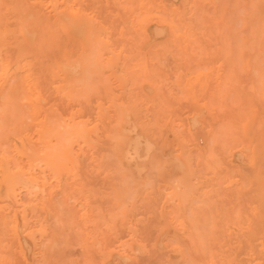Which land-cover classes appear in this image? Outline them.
<instances>
[{
	"label": "rangeland",
	"instance_id": "rangeland-1",
	"mask_svg": "<svg viewBox=\"0 0 264 264\" xmlns=\"http://www.w3.org/2000/svg\"><path fill=\"white\" fill-rule=\"evenodd\" d=\"M47 1L48 0H0V157L2 158H0V203L2 204V207L0 204V240H4L3 242L0 241V264H54L55 258L57 260L56 264H61L63 261H67L64 262L65 264H205V262L206 264H242L243 262H246L245 264H264V255L262 254V252L264 253V226L260 225L263 226V228H259V225H257L260 230L255 232L254 230H257V228L254 226L253 228L251 227L254 220L256 221L257 218L258 221L261 219V221L264 220V216H262L264 215L262 214L264 213V208L260 205L263 203L262 201H264V190H260L264 189V187H260L262 186L261 184H263L261 182H264V46L262 47L264 40L262 41V39H259L258 36L254 37L257 34L258 29L260 32L264 29V0H149L151 9L144 20H141L143 18L140 13L141 11L139 9L137 10L138 5L136 3L134 5L132 2L133 0H77V3L80 2L79 4L82 3L84 5H80V8L87 16V21H85L87 23L89 22L90 26L84 30V34L82 35L83 37L80 38L79 36H73L70 34L72 36L68 37H71L70 39H68L64 34L66 32L65 28H68L69 23H74V21L77 22L78 20L58 21L57 17L61 15L64 16L66 14L64 9L70 5L71 0H49L48 2L50 4ZM136 1L138 3L139 0ZM91 2L93 4H91ZM129 2L132 4L130 5ZM155 2H157V5L154 4ZM95 3L96 5L94 7L93 5ZM90 6L93 7L91 8ZM83 7H85V9ZM87 7L91 8V11ZM86 8L89 11H87ZM126 11L127 13H124ZM37 12L39 15L42 14L43 17L39 16ZM135 12H137L138 15ZM176 13H178L183 20L178 23V32L176 33L178 37H173L171 29H169L166 22L169 21L171 18L170 16H173ZM98 14H100V16ZM97 15L99 19L97 18ZM124 15L128 17H125ZM196 17L197 20L199 18L198 21L196 20ZM200 18L203 22L200 21ZM147 20L150 22H146ZM44 21L48 22L46 23ZM28 22L32 26H29ZM145 22L150 26H148ZM198 22L201 23L199 24ZM25 24L27 26H25ZM42 24L44 27L47 25L46 30ZM142 24H146L147 27ZM215 24L217 25L214 26ZM41 26L45 30V35L47 36H45V38L47 39L41 38L42 36L44 37V35H41L44 33V30L42 28L40 29ZM154 27H156L157 30L159 28V32H156ZM17 28L18 31L21 30V32L18 33ZM186 28H189L190 30L187 34L184 33ZM197 28H200V30ZM222 28H224V30H222ZM88 29L90 30L88 31ZM161 29L164 30V32L161 31ZM39 30L42 32L38 33ZM48 30H50V32H48ZM90 31L94 32H92V36ZM100 31L102 32L99 34ZM253 31H255L256 34L255 32L253 33ZM151 33H154V36ZM158 33H162L163 36L159 37ZM190 33L192 34L190 35ZM227 34L230 35L229 40L232 42L234 40V38L231 37L232 35L234 36V34H236L237 36L235 35L236 37H234L239 38H237V40L235 39V42L231 45V42L229 44V41L224 42L223 40L226 36H228ZM48 36L51 38H48ZM263 36L264 35L262 34V37H259L263 38ZM35 37L38 38L35 39ZM250 37L253 39V42ZM240 38H242V40ZM152 39L154 40L152 41ZM226 39L228 38L226 37ZM145 40H148V42ZM246 40L251 42L247 43ZM87 41H89L91 45ZM139 41L140 43H138ZM205 41H207V43H205ZM255 41L259 45L255 44ZM260 41L262 45H260ZM143 42L145 44L144 46L142 44ZM219 42L222 43L220 44ZM226 42L232 47H229L230 49L228 48L229 51L227 50V52L224 50L227 47L221 46L226 45L224 44ZM237 42L239 43V46L235 44ZM240 43H242L241 46ZM246 43L249 46V49L245 45ZM64 45L68 48V50L65 49ZM87 45L88 47H86V49L84 46ZM146 45L148 46L146 47ZM206 45H208V48ZM140 46L145 48H141ZM213 46L214 48H211ZM194 47L198 50V52ZM202 47L204 49L203 51H205L204 54H202ZM41 48L42 51L44 50V54L41 53ZM137 48H139V50ZM256 48H259L258 51ZM174 49L177 50V52ZM194 49L196 51H194ZM237 49L238 52L240 51V53H243L244 59H248L250 57L248 59V66H246L242 61L243 59H240L238 56L239 54L237 55ZM93 50L94 52H92ZM187 50L190 52H187ZM234 50L236 51L233 52ZM51 51L53 52L51 53ZM182 51L184 52L182 53ZM243 51H245V53ZM200 52L204 55V57H206L200 58V56H202ZM257 52H261L263 54L261 55L259 53L262 56L261 58H257V55H259ZM66 53L68 54L67 57ZM69 53H71V55ZM82 53H85L86 55ZM185 53L187 56L184 55ZM192 53L194 54L192 55ZM222 53H224V56ZM233 53L236 56H234ZM188 54L190 55V59H192V61L188 59ZM219 54L223 57H220L221 55L219 56ZM228 54H230V57ZM54 55L60 58H56ZM87 55H90L92 58L93 63L90 66L85 63L84 58ZM178 55H182L181 57H184L182 58L184 62L182 60L180 61L181 57L179 58ZM235 57L237 60H235ZM253 57L255 58L253 59ZM196 58L197 61H194ZM174 59L177 61L174 62ZM170 60H172V62ZM225 60L236 64H228L226 61L228 65L226 66ZM69 61L76 62L69 63ZM261 61L263 62L261 63ZM155 62L156 64H154ZM211 62H215L214 66L213 64L210 65ZM125 63L129 65L126 66ZM172 63H177V66L173 64L175 65V67H173ZM66 64L69 65L66 66ZM179 64H181V66L183 65L182 69L188 68L186 69V72L185 69L183 70L184 72L180 70L181 66ZM205 64H208V67ZM9 65L12 66L10 67ZM236 65L239 67L237 68ZM253 65L258 66L257 68L259 69H255V66ZM224 66L229 68H224ZM230 66L232 67V70L230 69ZM211 67H214L212 70L213 72H211ZM160 68L163 71H161ZM171 68H176L178 70H172ZM240 68H244V70ZM229 69L230 72H228ZM156 70H158V72ZM193 71H195V73ZM225 71L230 73L229 78L227 77L228 75H226L227 73L225 74ZM156 72L159 74L156 75ZM184 73L186 75H184ZM190 74H192V76ZM171 75H173V77ZM151 76L153 79H151ZM233 76L236 78L233 79ZM230 77H233L232 79L237 81H229L232 80ZM188 78H190V80ZM17 80L21 82L20 85ZM188 80L192 85L189 90L186 89ZM198 82L200 84H198ZM225 82L228 84H225ZM16 84L19 86V89L22 86L20 91ZM140 86H142V88ZM233 86H235V88H233ZM24 89L26 92H23ZM190 89L192 92H189ZM14 90L15 93L13 92ZM148 90H152V92H148ZM9 91L11 92L10 94ZM200 91H202L203 95ZM20 92H22V94ZM197 92L199 93L197 94L198 96H196ZM34 97L35 99H32ZM12 99L15 104L12 102ZM189 101H193L191 105ZM196 101H199V104H197ZM28 102H30V105L27 104ZM125 102H127L128 105L127 103L125 104ZM10 105L11 108L9 107ZM15 106H18V108ZM119 107L121 108L119 109ZM213 107L215 109H213ZM195 108L197 110H195ZM6 109H8V111ZM18 110L22 112V114L18 112ZM188 110L192 112L188 113ZM13 111L16 112L14 113ZM199 111L202 113H199ZM24 112L26 114L28 113L26 115L27 117L23 115L25 114ZM184 112L187 113L184 114ZM121 116H123V119L126 120L125 123H123V119L120 123L119 119ZM24 117L25 119L23 121ZM193 120L194 122H192ZM122 123L125 127H123L124 125ZM117 130H120V132L121 130L123 131L122 133H119ZM117 132L121 134V136H124L125 139H123L125 141H119L120 139L117 140V137L119 136ZM200 136L205 141L202 140ZM130 139L132 143H140L138 146L140 148L138 149L140 159L137 158L136 160L128 161L124 160L122 157V153L127 148L125 143H127ZM197 139L199 141H197ZM238 143L241 144L239 147ZM152 145L156 148H152ZM233 145H236L237 147ZM142 146L145 150H142ZM229 147L230 149L228 150ZM247 147L255 150L254 162H250L249 160L248 155L250 154L251 149H245ZM196 148H198V150ZM260 148H262V153L260 152ZM117 149H120V151ZM147 149H149V153H147ZM153 150L157 151L154 152ZM210 151L212 153H210ZM7 152L10 154L8 155ZM13 155L16 156L13 157ZM142 155L144 156L142 157ZM10 156L14 159L10 158ZM218 157L219 159H217ZM205 158L207 159L205 160ZM210 158L212 160L215 159L214 162ZM38 160H41L40 163ZM18 161L20 164H18ZM202 162L205 167L200 166ZM175 163L179 168L175 167L174 169V166H176ZM218 163H221L222 165H219ZM30 164L33 165L31 166ZM217 164L218 166H216ZM228 164L230 167L227 166ZM212 165L215 166L212 167ZM253 165L256 169L255 173L258 174H253ZM4 169L7 170L5 171ZM203 169L205 170V173L202 175ZM227 169L228 175L226 173ZM234 169L235 171L237 170L236 173L238 175L234 173ZM179 170H181L180 173ZM212 170H214V175H209L207 171L210 173ZM62 171L63 173H61ZM217 171L218 174L221 172L220 175H224L219 178L216 174ZM119 172L120 175L118 174ZM14 174L17 178L19 177L18 180L21 179L23 183L19 180L20 182L12 184V186L11 184H8L6 176H14ZM166 174L169 176L164 177ZM252 175L253 178H251ZM24 176L26 178H23ZM239 176H242L241 178L243 181ZM216 177L219 178V181ZM174 178L177 181L179 179H183L184 186L180 194L184 197V200L188 198L185 196V190L187 187L189 189L193 188V199H186L187 203H185V206L181 209L176 205V201H173L172 203V200L170 199L171 197L168 194V187L171 185L170 181L174 180ZM194 178H197V180ZM198 178H200V180ZM221 178H223L221 181L223 185L220 183ZM259 178L261 181H258ZM254 180H256V184ZM252 182H254V184H251ZM144 183H146L145 188ZM173 183L174 182H172V184ZM189 183H193L194 186L192 184L188 185ZM213 184L218 185L214 186ZM244 185L246 186L243 187ZM253 185L256 186L254 187ZM115 186L120 189L117 191V187ZM129 187L131 191L129 190ZM126 188L128 190V194L126 195H129L128 197L133 199L131 202H129L130 198H124V196H126L125 192H127ZM251 188L258 191L254 192L252 189L254 193H251ZM30 191L32 192L30 193ZM260 191H262V193ZM134 193L136 194V197L134 196ZM260 193L263 194V196ZM236 194L237 198H242L241 200H238L240 201L239 206H241L239 208V210L241 209L239 213H242V216L236 212L239 204H237L236 200H234ZM242 194L244 198L242 197ZM251 194L254 198H262V201L258 198L260 199V203L256 198V203L258 202V206L261 208L256 207L257 205H255V199L251 197ZM215 195L221 200L214 197ZM167 197H170V200ZM249 197L250 202L248 201ZM122 198L125 201L122 200ZM211 199L214 202H210ZM158 200L161 202L159 203ZM197 200L200 201L198 202ZM203 201L206 202H204L205 204L203 203V205H205V209L202 208L203 210H201L200 206H203ZM216 201L219 205H216ZM207 203L208 205L212 204V207H208ZM232 203L235 206H233ZM25 204L27 206H24ZM226 204L229 205V209ZM225 206L227 210L224 209ZM158 207L159 210L157 209ZM213 207H215V209H211ZM206 208H210L209 210L212 213L215 211L213 213L214 221H212L211 212L207 211ZM178 210L184 212L188 221L191 220L190 216L193 215V213L194 215L192 218L199 220V222H201L200 219L202 215L204 216V221L206 218L211 219V221L209 220L211 223L216 222V218L219 219L218 222L221 226L218 228L219 231H216L217 235L214 228L216 237L212 236L214 233H212L213 228H211V226L215 227L217 222L214 223V225L211 224V226L209 224L210 222L208 223L205 221L209 224L208 226L207 224L204 225V221L201 222V224L203 223L202 225H204V230L203 227L198 224L197 226L201 227V230L205 231V234L202 231L201 233L205 235L206 239H203V235L196 237L201 234L197 233L199 231L196 232L198 229L192 228L191 232V228H189L190 231L187 230L189 224L183 223L182 226L179 224L181 222V217L179 216L180 214L177 213ZM198 210H200V212ZM229 210H232V212H229ZM12 211H14V215ZM258 211L259 214H256ZM190 213L191 215H189ZM206 213L208 216L210 214V218L206 216ZM249 214L251 216H248ZM233 215L234 217L235 215H238V217L240 215L242 220L239 221L238 217L234 218ZM13 217L15 220H13ZM164 218H166V220H164ZM230 221L231 223L229 224ZM242 221H244L246 225L243 224L244 222L242 223ZM261 221L260 223L263 224L264 222L262 223ZM34 222L36 224H32ZM256 223L258 224L257 221ZM52 226L55 229H53ZM205 226L208 228L210 227V229L207 227L205 228ZM163 229L166 232L163 231ZM257 232H260L259 234H262L263 236H259ZM55 233H57V235ZM159 233L163 235L160 236ZM242 233L244 235H242ZM185 234L187 236H191V238L193 235H196L195 240H197L198 243L194 240V237L192 239L197 246L194 244L193 247V240L191 241ZM57 236H59V238ZM199 237L202 238L201 241L199 240ZM252 238L253 240L257 239L258 241H253ZM38 239L40 240L38 241ZM182 240L185 243H183ZM205 240H207V242ZM247 240H250L251 242H248ZM157 241L159 244L155 243ZM180 241H182V244ZM210 241L216 248L214 246V248H208L207 245L212 246L210 245ZM130 242L132 245H130ZM258 244H260V246L256 249H258L257 256L259 255V257L256 259V255L254 254L256 251L253 250V246ZM155 245L157 247H155ZM198 245L200 250L197 251ZM244 245V248L246 249L242 250ZM221 246L224 250H222L223 248H220ZM247 246H250V249L254 252H251ZM238 247L241 248L239 249ZM208 249L212 250L209 251ZM218 249L228 253H222L221 250L219 252ZM17 251L18 253H16ZM62 251L64 252V256L63 258H59L62 257ZM193 251L197 252L194 253ZM208 251L209 253H207ZM37 252L40 254H37ZM239 252L240 255L243 254V252L244 254L239 256ZM246 252H248V254ZM58 254H60V256ZM206 254L208 255V260L205 259ZM245 254L247 257H244ZM197 255L198 258L196 257ZM202 255L205 256V258H203ZM210 255L211 257H209ZM11 256H13V258ZM214 256H217V262L213 259ZM199 257L201 262L198 261ZM260 257L263 260L260 259ZM194 258L196 259L194 260ZM107 260L108 263H106Z\"/></svg>",
	"mask_w": 264,
	"mask_h": 264
},
{
	"label": "bare ground",
	"instance_id": "bare-ground-1",
	"mask_svg": "<svg viewBox=\"0 0 264 264\" xmlns=\"http://www.w3.org/2000/svg\"><path fill=\"white\" fill-rule=\"evenodd\" d=\"M34 1H35V0H34ZM36 1H38V0H36ZM48 1H49V0H48ZM48 1H47V2H48ZM78 1H79V0H78ZM80 1H81V0H80ZM92 1H93V0H92ZM135 1H136V0H133L132 2H133L134 5H135V3L138 5V7H137V5H136L137 10L139 9V10L141 11V12H140L141 15L143 16V18H142L141 20L146 19V15L148 14L149 10L151 9V7H150V1H149V0H139L138 3H137V1H136V2H135ZM156 1H157V0H156ZM175 1H176V0H175ZM70 2H71L70 5H69L67 8L64 9V12H65L66 14H65L64 16H62V15L60 14L61 16H58V17H57V20H58V21H59V20H61V21H62V20H78L77 22L74 21V23H69L68 28H65V29H66V32H65L64 34L67 36V38H68L69 36H71V35H73V36H79V37L81 38V37H83L82 35L84 34V30H85L87 27L90 26V23L88 22V23H89V25H88V23L86 22V21H87V16L84 14L83 10L80 8V5H83V4H82V3L79 4L80 2L77 3V0H71ZM114 2H115V1H114ZM151 2H152V1H151ZM202 2H203V1H202ZM48 3H49V2H48ZM84 3H85V1H84ZM97 3H98V2H97ZM156 3H157V2H155L154 4L157 5ZM163 3H164V2H163ZM219 3H220V1H219ZM49 4H50V3H49ZM91 4H93V3L91 2ZM129 4L131 5L132 3L129 2ZM179 4H180V3H179ZM206 4H207V3H206ZM95 5H96V3H95L93 6L95 7ZM218 5H219V4H218ZM83 6H84V5H83ZM87 6H88V5H87ZM93 6H90V7L92 8ZM116 6H117V5H116ZM118 6H119V5H118ZM213 6H214V5H213ZM215 6H216V5H215ZM132 7H133V5H132ZM136 7H134V8H136ZM166 7H167V6H166ZM201 7H203V6H201ZM83 8L85 9V7H83ZM87 8H89V7H87ZM87 8H86V10H87ZM91 8H89L90 11H91ZM96 8H97V7H96ZM129 8H130V7H129ZM93 9H95V8H93ZM131 9H132V8H131ZM168 9H169V8H168ZM180 9H181V8H180ZM196 9H197V8H196ZM120 10H122V9H120ZM132 10H133V9H132ZM137 10H136V11H137ZM183 10H184V8H183ZM187 10H189V9H187ZM87 11H89V10H87ZM33 12H34V11H33ZM137 12H138V11H137ZM137 12H135V13L138 15ZM198 12H199V10H198ZM88 13H89V12H88ZM88 13H87V14H88ZM90 13H91V12H90ZM95 13H97V12H95ZM98 13H99V12H98ZM124 13H127V11L124 12ZM155 13H156V12H155ZM37 14L39 15L38 12H37ZM93 14H94V13H93ZM132 14H134V13H132ZM168 14H169V13H168ZM185 14H187V13H185ZM194 14H195V13H194ZM194 14H193V15H194ZM35 15H36V14H35ZM98 15L100 16V14H98ZM98 15H97V18H98ZM127 15H128V14H127ZM129 15L132 16L131 14H129ZM156 15H158V14H156ZM160 15H161V13H160ZM193 15H192V16H193ZM23 16H24V15H23ZM23 16H22V17H23ZM26 16H27V15H26ZM36 16H37V15H36ZM39 16H42V14L39 15ZM124 16H125V17H128V16H126V15H124ZM130 16H129V17H130ZM24 17H25V16H24ZM34 17H35V16H34ZM37 17H38V16H37ZM42 17H43V16H42ZM67 17H69V18H67ZM133 17H134V15H133ZM135 17H136V16H135ZM140 17H141V16H140ZM167 17H168V16H167ZM170 17H171V18H170L169 21H167L166 23H167L169 29H171L172 36H173V37H178V35L176 34V33L178 32V23H179L181 20H183V19L181 18V16H180L178 13H176V14H174L173 16H170ZM197 17H198V16H197ZM197 17H196V20H197ZM38 18H39V17H38ZM54 18H55V16H54ZM101 18H102V17H101ZM163 18H164V17H163ZM168 18H169V17H168ZM42 19H44V18H42ZM98 19H99V18H98ZM128 19H129V18H128ZM132 19H133V18H132ZM137 19H139V18H137ZM154 19H155V18H154ZM160 19H161V18H160ZM188 19H189V18H188ZM188 19H187V20H188ZM190 19H191V18H190ZM20 20H23V19H20ZM20 20H19V21H20ZM36 20H37V19H36ZM83 20H84V21L86 20V21L84 22ZM103 20H106V19H103ZM130 20H131V19H130ZM139 20H140V19H139ZM161 20H163V19H161ZM166 20H167V19H166ZM198 20H199V18H198ZM198 20H197V21H198ZM41 21H43V20H41ZM185 21H186V20H185ZM197 21H195V22H197ZM200 21L203 22V21L201 20V18H200ZM30 22H31V21H30ZM44 22H46V21H44ZM47 22H48V21H47ZM47 22H46V23H47ZM67 22H68V21H67ZM96 22H97V21H96ZM146 22H150V21L147 20ZM146 22H145V23H146ZM201 22H200V23H201ZM206 22H207V21H206ZM208 22H211V21H208ZM62 23H64V22H62ZM99 23H100V22H99ZM198 23H199V22H198ZM200 23H199V24H200ZM204 23H205V22H204ZM26 24H27V23H26ZM26 24H25V26H27L28 24H29V26H32L29 22H28L27 25H26ZM65 24H66V23H65ZM65 24H64V25H65ZM105 24H106V23H105ZM146 24H147V23H146ZM146 24H145V25L142 24V25H144V26L147 27L148 24H147V25H146ZM86 25H87V26H86ZM108 25H109V24H108ZM216 25H217V24H215L214 26H216ZM25 26H24V27H25ZM42 26H43V24H42ZM42 26L40 27V29H41V28L43 29L44 26H43V27H42ZM61 26H62V25H61ZM109 26H110V25H109ZM148 26H150V25H148ZM188 26H189V25H188ZM194 26H195V25H194ZM197 26H199V25H197ZM38 27H39V26H38ZM46 27H47V25H46ZM46 27H44L45 30H46ZM51 27H52V25H51ZM51 27H50V28H51ZM65 27H66V25H65ZM104 27H106V26H104ZM146 27H145V28H146ZM221 27H222V26H221ZM25 28H26V27H25ZM31 28H32V27H31ZM52 28H53V27H52ZM54 28H55V27H54ZM154 28L156 29V30H155L156 32L159 30V28H158V30H157L156 27H154ZM182 28H183V27H182ZM20 29H21V28H20ZM27 29H28V28H27ZM34 29H35V28H34ZM36 29H37V27H36ZM109 29H110V28H109ZM142 29H143V28H142ZM197 29H198V28H197ZM201 29H202V28H201ZM213 29H214V28H213ZM260 29H261V28H260ZM43 30H44V29H43ZM45 30H44V33L41 34V35H44V37L42 36L41 38H45V36H46V35H45V34H46V33H45ZM89 30H90V29H88V31H89ZM92 30H93V29H92ZM179 30H180V29H179ZM195 30H196V27H195ZM198 30H200V28H199ZM222 30H224V28H222ZM253 30H254V29H253ZM17 31H18V28H17ZM17 31H16V33H17ZM102 31H103V30H102ZM102 31H100L99 34H100ZM145 31H146V30H145ZM153 31H154V30H153ZM155 31H154V33H155ZM161 31L164 32V30H162V29H161ZM211 31H212V29H211ZM226 31H228V30H226ZM226 31H225V32H226ZM255 31H256V29H255ZM255 31H253V33H254ZM258 31H259V32H258ZM263 31H264V29L261 31V32H262V33H261L260 30L258 29V30H257V34H256V32H255L256 35L254 34V35H255L254 37L258 36V38H259V39H262V41H263V40H264V39H263L264 36H263V38H260V37H262V34L264 35ZM19 32H21V30L18 31V33H19ZM31 32H32V31H31ZM33 32H34V31H33ZM36 32H37V31H36ZM41 32H42V31H41ZM41 32H40V30L38 31V33H41ZM48 32H50V30H48ZM68 32H69V33H68ZM90 32H91V31H90ZM92 32H93V31H92ZM92 32H91V36L93 35ZM150 32H151V31H150ZM150 32H149V34H150ZM158 32H159V31H158ZM182 32H183V31H182ZM187 32H190L189 28H186L184 33L187 34ZM207 32H208V31H207ZM217 32H218V31H217ZM93 33H94V32H93ZM154 33H151V34H153V36H154ZM212 33H213V32H212ZM251 33H252V32H251ZM260 33H261V35H260ZM70 34H71V35H70ZM109 34H110V33H109ZM109 34H108V35H109ZM191 34H192V33H190V35H191ZM222 34H223V31H222ZM2 35H3V34H2ZM158 35H159V37H160V36H163L162 33H160V34L158 33ZM196 35H198V34H196ZM227 35H228V34H227ZM235 35H236V34H234V36H235ZM252 35H253V34H252ZM109 36H110V35H109ZM150 36H151V35H150ZM167 36H168V35H167ZM187 36H189V35H187ZM234 36H233V35L231 36V37L234 38V40H235V39L237 40V38H239V37L235 38L237 35H236L235 37H234ZM259 36H260V37H259ZM38 37H39V36H38ZM38 37H37V38H38ZM46 37H47V36H46ZM71 37H72V36H71ZM71 37H70V38H71ZM107 37H108V36H107ZM107 37H106V38H107ZM155 37H157V36H155ZM193 37H194V36H193ZM197 37H198V36H197ZM218 37H219V35H218ZM222 37H223V35H222ZM226 37H227L228 39H226ZM226 37H225L224 39L222 38V39L224 40V42H225V41H229V44H230V42H231V45H232L233 42H235V41L233 40V38H232L233 42L229 40L230 35H228V36H226ZM254 37H253V38H254ZM37 38L35 37V39H37ZM48 38H51V37L48 36ZM70 38H68V39H70ZM74 38H75V37H74ZM109 38H110V37H109ZM144 38H145V37H144ZM144 38H143V39H144ZM211 38H213V37H211ZM214 38H215V37H214ZM220 38H221V37H220ZM45 39H47V38H45ZM65 39H66V37H65ZM65 39H64V40H65ZM78 39H79V38H78ZM84 39H85V38H84ZM194 39H195V38H194ZM209 39H210V37H209ZM225 39H226V40H225ZM240 39L242 40V38H240ZM250 39H252V38L250 37ZM250 39H249V40H250ZM254 39H256V38H254ZM259 39H258V40H259ZM87 40H88V39H87ZM105 40H106V39H105ZM109 40H110V39H109ZM137 40H138V39H137ZM153 40H154V39H152V41H153ZM200 40H201V39H200ZM211 40H212V39H211ZM215 40H216V39H215ZM238 40H239V39H238ZM256 40H257V39H256ZM34 41H35V40H34ZM80 41H81V40H80ZM107 41H108V40H107ZM145 41H146V40H145ZM189 41H191V40H189ZM218 41H219V39H218ZM246 41H247V40H246ZM251 41L253 42V39H252ZM251 41H247V43H248V42H251ZM46 42H47V41H46ZM60 42H61V41H60ZM84 42H85V41H84ZM87 42H89V41H87ZM146 42H148V40H147ZM202 42H203V40H202ZM222 42H223V41H222ZM222 42H219V43L221 44ZM258 42H259V41H258ZM42 43H43V42H42ZM42 43H41V44H42ZM54 43H55V42H54ZM85 43H86V42H85ZM89 43H90V42H89ZM138 43H140V41H139ZM189 43H190V42H189ZM189 43H188V44H189ZM191 43H193V42H191ZM197 43H198V42H197ZM205 43H207V41H205ZM237 43H238V42H237ZM237 43H235V44L239 46V43H238V44H237ZM247 43H246L245 45H246V46L248 47V49H249V46L247 45ZM254 43L257 44V45H259L258 43H256V41H255ZM263 43H264V42H263ZM37 44H38V43H37ZM47 44H48V43H47ZM70 44H71V43H70ZM77 44H78V43H77ZM142 44H143V46L145 45L144 42H143ZM195 44H196V43H195ZM224 44L229 45L227 42L224 43ZM241 44H242V43H240V46H241ZM251 44H253V43H251ZM48 45H49V44H48ZM53 45H54V44H53ZM55 45H57V44H55ZM62 45H63V44H62ZM78 45H79V44H78ZM78 45H76V46H78ZM90 45H91V43H90ZM138 45H139V44H138ZM138 45H137V46H138ZM170 45H171V44H170ZM216 45H217V43H216ZM226 45H221V46H225V47H227L226 49H224V50H226L225 52H227V50L229 51V49H230L229 47H231L230 45H229V46H226ZM236 45H235V46H236ZM243 45H244V44H243ZM260 45H262V44H261V41H260ZM39 46H40V45H39ZM51 46H52V45H51ZM69 46H70V45H69ZM74 46H75V45H74ZM137 46H136V47H137ZM143 46H142V47H143ZM147 46H148V45H146V47H147ZM177 46H178V45H177ZM189 46H190V45H189ZM200 46H201V45H200ZM246 46H245V47H246ZM263 46H264V44L262 45V47H263ZM40 47H41V46H40ZM44 47H45V45H44ZM46 47H47V46H46ZM64 47H65V45H64ZM84 47L86 48V47H88V45H87V46H84ZM92 47H93V45H92ZM140 47H141V46H140ZM140 47H139V48H140ZM142 47H141V48H142ZM190 47H191V46H190ZM192 47H193V46H192ZM206 47L208 48V45H206ZM215 47H216V46H215ZM225 47H224V48H225ZM256 47H257V46H256ZM262 47H261V48H262ZM42 48H43V47H42ZM42 48H41V51H42ZM47 48H48V47H47ZM109 48H110V47H109ZM139 48H137V49L139 50ZM143 48H145V47H143ZM173 48H174V47H173ZM194 48H195V47H194ZM211 48H214V46L211 47ZM211 48H210V49H211ZM221 48H223V47H221ZM228 48H229V49H228ZM231 48H232V47H231ZM250 48H251V47H250ZM254 48H255V45H254ZM254 48H253V50H254ZM39 49H40V48H39ZM49 49H50V48H49ZM62 49H63V48H62ZM65 49L68 50V48H66V47H65ZM86 49H87V48H86ZM135 49H136V48H135ZM168 49H169V48H168ZM175 49H176V48H175ZM175 49H174V50H175ZM195 49H196V48H195ZM195 49H194V51L197 50V49H196V50H195ZM198 49H199V48H198ZM235 49H236V47H235ZM256 49H257V48H256ZM258 49H259V48H258ZM258 49H257V51H258ZM67 50H66V51H67ZM79 50H80V49H79ZM131 50H132V49H131ZM141 50H142V49H141ZM178 50H179V49H178ZM201 50H202V51L204 50L203 47H202ZM216 50H217V49H216ZM219 50H220V49H219ZM224 50H223V51H224ZM43 51H44V50H43ZM43 51H42L41 53L44 54ZM54 51H55V50H54ZM59 51H60V50H59ZM69 51H70V50H69ZM83 51H84V50H83ZM88 51H89V50H88ZM172 51H173V50H172ZM175 51L177 52V50H175ZM180 51H181V50H180ZM188 51H189V50H187V52H188ZM207 51H208V50H207ZM231 51H232V49H231ZM235 51H236V50H234L233 52H235ZM241 51H242V50H241ZM248 51H249V50H248ZM46 52H49V51H46ZM46 52H45V53H46ZM52 52H53V51H51V53H52ZM62 52H63V51H62ZM70 52H71V51H70ZM85 52H86V51H85ZM92 52H94V50H93ZM131 52H132V51H131ZM142 52H143V51H142ZM183 52H184V51H182V53H183ZM189 52H190V51H189ZM197 52H198V50H197ZM204 52H205V51H203L202 54H204ZM221 52H222V51H221ZM221 52H220V53H221ZM243 52L245 53V51H243ZM56 53H57V52H56ZM67 53H68V51H67ZM67 53H66V57H67V55H68ZM86 53H87V52H86ZM138 53H139V51H138ZM161 53H162V51H161ZM194 53H196V52H194ZM194 53H192V55H193ZM231 53H232V52H231ZM254 53H255V52H254ZM259 53H260L261 55H263L261 52H259ZM259 53L257 52V54H259ZM69 54L71 55V53H69ZM82 54H85V53H82ZM87 54H88V53H87ZM132 54H133V53H132ZM136 54H137V53H136ZM180 54H181V53H180ZM200 54H201V52H200ZM202 54H201V55H202ZM222 54H223V56H224V53H222ZM225 54H227V53H225ZM238 54H239V55H238ZM260 54L257 55V58H261V57H262ZM74 55H75V53H74ZM85 55H86V54H85ZM90 55H91V54H90ZM90 55L85 56V58L83 57V58L85 59V63H86L88 66L92 65V63H93V62H92V58H91L92 55H91V56H90ZM138 55H139V54H138ZM184 55H186V53H185ZM197 55H198V54H197ZM220 55H221V54H219V56H220ZM228 55H229V57H230V54H228ZM231 55H232V54H231ZM233 55L236 56L234 53H233ZM237 55L240 57L241 60L243 59L242 61L245 63L246 66L249 65V60H248V59H249L250 57H249L248 59H244V58H243V57H244L243 53H240V51L238 52V49H237ZM246 55H247V54H246ZM54 56H55L56 58H60V57H57L56 55H54ZM83 56H84V55H83ZM163 56H164V55H163ZM178 56H179V55H178ZM178 56H177V57H178ZM181 56H182V55H180L179 58H180ZM186 56H187V55H186ZM186 56H185V58H186ZM223 56L221 55L220 57H223ZM226 56H227V55H226ZM238 56H237V58H238ZM258 56H259V57H258ZM136 57H137V56H136ZM159 57H160V56H159ZM196 57H197V56H196ZM205 57H206V56H205ZM205 57H204V55L200 56V58H205ZM231 57H232V56H231ZM53 58H54V57H53ZM68 58H69V57H68ZM68 58H66V59H68ZM81 58H82V57H81ZM150 58H151V57H150ZM165 58H166V57H165ZM168 58H169V56H168ZM168 58H167V59H168ZM179 58H178V59H179ZM182 58H184V57H181V58H180V61H181V60L183 61ZM190 58H191V57H190V55L188 54V59H190ZM194 58H195V57H194ZM245 58H246V57H245ZM254 58H255V57H253V59H254ZM263 58H264V57H263ZM156 59H157V58H156ZM162 59H163V58H162ZM218 59H219V58H218ZM233 59H234V58H233ZM58 60H59V59H58ZM68 60H69V59H68ZM82 60H83V59H82ZM134 60H135V59H134ZM150 60H151V59H150ZM184 60H186V59H184ZM190 60L192 61V59H190ZM193 60H194V59H193ZM199 60H200V59H199ZM204 60H205V59H204ZM220 60H223V59H220ZM227 60H228V59H227ZM227 60H225V63H226ZM235 60H237L236 57H235ZM259 60H260V59H259ZM259 60H258V61H259ZM59 61H60V60H59ZM78 61H79V59H78ZM136 61H137V60H136ZM151 61H153V60H151ZM165 61H166V59H165ZM170 61L172 62V60H170ZM176 61H177V60H176ZM176 61H175V59H174V62H176ZM194 61H197V58H196V60H194ZM194 61H193V62H194ZM200 61H201V60H200ZM216 61H217V60H216ZM238 61H239V60H238ZM263 61H264V60H263ZM263 61H261V63H262ZM15 62H16V61H15ZM70 62H71V61H69V63H70ZM73 62H76V61H73ZM73 62H71V63H73ZM147 62H148V61H147ZM178 62H179V60H178ZM183 62H184V61H183ZM219 62H221V61H219ZM0 63H1V62H0ZM16 63H17V62H16ZM81 63H82V62H81ZM133 63H134V62H133ZM138 63H139V62H138ZM187 63H188V61H187ZM214 63H215V62H213V63L211 62L210 65L213 64V66H214ZM227 63L229 64L230 62L227 61ZM227 63L225 64L226 66H228ZM232 63H233V62H231L230 64H232ZM256 63H257V62H256ZM56 64H57V63H56ZM59 64H62V63H59ZM97 64H98V62H97ZM125 64H126V63H125ZM148 64H149V63H148ZM154 64H156V62H155ZM160 64H161V63H160ZM167 64H168V63H167ZM173 64L176 65L177 63H172V65H173ZM181 64H182V63H181ZM181 64H179V65L181 66ZM184 64H185V63H184ZM199 64H200V63H199ZM199 64H198V65H199ZM201 64H202V63H201ZM218 64H219V63H218ZM233 64H236V63H233ZM237 64H238V63H237ZM253 64H254V63H253ZM13 65H14V63H13ZM54 65H55V64H54ZM67 65H69V64H66V66H67ZM128 65H129V64H128ZM128 65L126 64V66H128ZM140 65H141V64H140ZM143 65H144V64H143ZM175 65H173V67H175ZM179 65H178V66H179ZM185 65H186V64H185ZM193 65H194V64H193ZM205 65H207V67H208V64H205ZM238 65H239V64H238ZM241 65H242V64H241ZM256 65H257V64H256ZM263 65H264V62H263ZM9 66H10V65H9ZM11 66H12V65H11ZM11 66H10V67H11ZM57 66H58V65H57ZM73 66H74V64H73ZM75 66H76V65H75ZM124 66H125V65H124ZM162 66H164V65H162ZM165 66H166V65H165ZM167 66H168V65H167ZM176 66H177V65H176ZM182 66H183V65H182ZM182 66L180 67V70L183 71V70L185 69V72H186V69H188V68H184V69H182V68H183ZM190 66H191V65H190ZM201 66H202V65H201ZM226 66H224V68H225ZM242 66H243V65H242ZM253 66H255V65H253ZM259 66H261V65H259ZM55 67H56V66H55ZM81 67H82V65H81ZM155 67H156V66H155ZM184 67H185V66H184ZM186 67H187V66H186ZM199 67H200V66H199ZM232 67H233V65H232ZM232 67L230 66V69H231V70H232ZM236 67H237V65H236ZM238 67H239V66H238ZM238 67H237V68H238ZM257 67H258V66H255V69H256ZM64 68H65V67H64ZM71 68H72V67H71ZM76 68H77V67H76ZM190 68H191V67H190ZM211 68H212V67H211ZM213 68H214V67H213ZM213 68L211 69V72H213V71H212ZM224 68H223V69H224ZM226 68L228 69L229 67H226ZM260 68H261V67H260ZM123 69H124V67H123ZM138 69H139V68H138ZM157 69H158V68H157ZM166 69H167V67H166ZM171 69H172V68H171ZM173 69H176V68H173ZM173 69H172V70H173ZM196 69H197V68H196ZM200 69H201V68H200ZM206 69H207V68H206ZM223 69H221V70H223ZM230 69H229L228 72H230ZM240 69H243V70H244V68H240ZM257 69H259V68H257ZM63 70H64V69H63ZM72 70H73V69H72ZM79 70H80V69H79ZM120 70H121V69H120ZM145 70H146V69H145ZM147 70H148V69H147ZM160 70H161V68H160ZM164 70H165V68H164ZM176 70H178V69H176ZM225 70H226V69H225ZM234 70H235V68H234ZM237 70H238V69H237ZM61 71H62V70H61ZM154 71H155V70H154ZM156 71L158 72V70H156ZM161 71H163V70H161ZM161 71H159V72H161ZM174 71H175V70H174ZM190 71H192V70H190ZM202 71H203V70H202ZM226 71H227V70H226ZM226 71H225V74L227 73L226 75H228L227 77L229 78V76H230L229 74H230V73H228V72H226ZM259 71H262V70H259ZM75 72H76V71H75ZM157 72H156V75L159 74V73H157ZM175 72H176V71H175ZM177 72H178V71H177ZM183 72H184V71H183ZM193 72L195 73V71H193ZM196 72H197V71H196ZM232 72H233V71H232ZM232 72H231V74L233 75ZM235 72H236V71H235ZM238 72H239V71H238ZM238 72H237V73H238ZM241 72H242V70H241ZM243 72H245V71H243ZM263 72H264V70H263ZM62 73H63V72H62ZM132 73H133V72H132ZM163 73H165V72H163ZM237 73H236V74H237ZM55 74H56V73H55ZM77 74H78V73H77ZM141 74H142V73H141ZM172 74H173V73H172ZM177 74H178V73H177ZM234 74H235V73H234ZM127 75H128V74H127ZM145 75H146V74H145ZM165 75H166V74H165ZM184 75H186V74L184 73ZM190 75L192 76V74H190ZM198 75H199V74H198ZM209 75H211V74H209ZM232 75H231V76H232ZM263 75H264V74H263ZM79 76H80V75H79ZM128 76H129V75H128ZM162 76H164V75H162ZM162 76H160V77H162ZM171 76L173 77V75H171ZM191 76H190V77H191ZM222 76H223V75H222ZM153 77H154V75H153ZM174 77H175V76H174ZM185 77H186V76H185ZM188 77H189V76H188ZM193 77H194V76H193ZM224 77H225V76H224ZM233 77H234V78H233ZM233 77H230V78H231V79H232V78H233V79L236 78L235 76H233ZM31 78H32V77H31ZM57 78H58V77H57ZM175 78H176V77H175ZM151 79H153L152 76H151ZM177 79H178V77H177ZM181 79H182V78H181ZM186 79H187V78H186ZM188 79L190 80V78H188ZM233 79H232V80H229V81H235V80H233ZM237 79H238V76H237ZM183 80H184V79H183ZM189 80H188V82H187V84H186V89H188V90H189L190 86H192ZM227 80H228V79H227ZM227 80H226V81H227ZM261 80H262V79H261ZM263 80H264V79H263ZM263 80H262V81H263ZM64 81H65V80H64ZM155 81H156V80H155ZM157 81H158V80H157ZM186 81H187V80H186ZM186 81H185V82H186ZM216 81H217V80H216ZM221 81H222V80H221ZM236 81H237V80H236ZM236 81H235V82H236ZM17 82H19V85H20L21 82L18 81V80H17ZM70 82H71V81H70ZM120 82H121V81H120ZM142 82H143V81H142ZM183 82H184V81H183ZM195 82H196V81H195ZM14 83H15V82H14ZM67 83H68V79H67ZM223 83H224V82H223ZM223 83H222V84H223ZM230 83H231V82H230ZM260 83H261V82H260ZM87 84H89V83H87ZM138 84H139V83H138ZM181 84H182V83H181ZM198 84H200V83L198 82ZM203 84H204V83H203ZM225 84H228V83L225 82ZM206 85H207V84H206ZM234 85H235V83H234ZM16 86H17V84H16ZM26 86H27V85H26ZM123 86H124V85H123ZM152 86H153V85H152ZM183 86H184V85H183ZM226 86H228V85H226ZM18 87H19V86H17V88H18ZM21 87H22V86H21ZM21 87H20V89H21ZM135 87H136V86H135ZM140 87L142 88V86H140ZM140 87H139V88H140ZM202 87H203V85H202ZM263 87H264V86H263ZM65 88H66V87H65ZM65 88H64V89H65ZM121 88H122V87H121ZM144 88H145V87H144ZM191 88H192V87H191ZM229 88H230V87H229ZM233 88H235V86H233ZM261 88H262V87H261ZM15 89H16V88H15ZM18 89H19V88H18ZM20 89H19V91H20ZM25 89H26V88H25ZM25 89H24L23 92H26ZM67 89H68V87H67ZM151 89H152V88H151ZM181 89H182V88H181ZM12 90H13V89H12ZM16 90H17V89H16ZM140 90H141V89H140ZM161 90H162V89H161ZM182 90H183V89H182ZM184 90H185V89H184ZM199 90H200V89H199ZM201 90H202V89H201ZM226 90H227V89H226ZM197 91H198V89H197ZM13 92L15 93V90H14ZM27 92H28V91H27ZM69 92H70V91H69ZM148 92H152V90H150V91L148 90ZM189 92H192L191 89H190ZM10 93H11V92L9 91V94H10ZM20 93L22 94V92H20ZM58 93H59V92H58ZM123 93H124V92H123ZM145 93H146V92H145ZM164 93H165V92H164ZM200 93L202 94V91H200ZM12 94H13V93H12ZM24 94H26V93H24ZM28 94H29V93H28ZM161 94H162V93H161ZM197 94H199V93L197 92V93H196V96H198ZM225 94H226V93H225ZM35 95H36V94H35ZM58 95H59V94H58ZM148 95H149V94H148ZM166 95H167V94H166ZM187 95H188V94H187ZM202 95H203V94H202ZM261 95H262V94H261ZM14 96H15V94H14ZM19 96H20V95H19ZM19 96H18V97H19ZM125 96H126V95H125ZM200 96H201V95H200ZM200 96H199V97H200ZM218 96H219V95H218ZM199 97H198V98H199ZM209 97H211V96H209ZM212 97H213V96H212ZM5 98H6V97H5ZM10 98H11V97H10ZM13 98H14V97H13ZM115 98H116V97H115ZM215 98H216V97H215ZM8 99H9V98H8ZM15 99H17V98H15ZM15 99H14V100H15ZM32 99H35V97L32 98ZM69 99H71V98H69ZM69 99H68V100H69ZM166 99H167V98H166ZM188 99H189V98H188ZM220 99H221V98H220ZM123 100H124V99H123ZM193 100H194V99H193ZM212 100H214V99H212ZM39 101H40V99H39ZM69 101H70V100H69ZM170 101H171V100H170ZM179 101H180V100H179ZM190 101H191V100H190ZM190 101H189V103H190V105H191L193 101H192V102H190ZM5 102H6V101H5ZM12 102L15 104V102L13 101V99H12ZM32 102H33V101H32ZM171 102H172V101H171ZM171 102H170V103H171ZM175 102H177V101H175ZM196 102H197V104H199V101H196ZM207 102H208V101H207ZM212 102H213V101H212ZM212 102H211V103H212ZM9 103H10V101H9ZM126 103H127V102H125V104H126ZM213 103H214V102H213ZM213 103H212V104H213ZM217 103H218V101H217ZM219 103H220V102H219ZM7 104H8V103H7ZM7 104H6V105H7ZM14 104H11V105H14ZM27 104L30 105V102H28ZM173 104H174V103H173ZM173 104H172V105H173ZM221 104H222V103H221ZM11 105L9 106L10 108H11ZM16 105H17V104H16ZM23 105H25V104H23ZM31 105H32V103H31ZM33 105H35V104H33ZM127 105H128V103H127ZM194 105H196V104H194ZM207 106H208V105H207ZM213 106H214V105H213ZM219 106H220V105H219ZM4 107H5V106H4ZM6 107H7V106H6ZM15 107H16V106H15ZM193 107H194V106H193ZM195 107H196V106H195ZM200 107H201V106H200ZM208 107H209V106H208ZM16 108H18V106H17ZM16 108H14V109H16ZM120 108H121V107H119V109H120ZM196 108H197V107H196ZM196 108H195V110H197ZM29 109H30V108H29ZM29 109H28V110H29ZM117 109H118V108H117ZM200 109H203V108H200ZM213 109H215V108L213 107ZM6 110L8 111V109H6ZM6 110H5V111H6ZM12 110H13V109H12ZM12 110H11V111H12ZM19 110H20V109H19ZM19 110H18V112H20ZM198 110H199V109H198ZM176 111H177V110H176ZM201 111H202V110H201ZM201 111H199V113H200ZM13 112L15 113L16 111H13ZM18 112H17V115H18ZM28 112H29V111H28ZM120 112H121V111H120ZM123 112H124V111H123ZM125 112H126V111H125ZM187 112H188V113H191L192 111L190 112V111L188 110ZM187 112H186V113H187ZM4 113H7V112H4ZM20 113L22 114V112H20ZM24 113H25V112H24ZM176 113H177V112H176ZM181 113H182V112H181ZM186 113L184 112V114H186ZM201 113H202V112H201ZM27 114H28V113H27ZM27 114L25 113V114H23V115L26 116ZM106 114H107V113H106ZM123 114H124V113H123ZM179 114H180V113H179ZM10 115H11V113H10ZM13 115H14V114H13ZM182 115H183V114H182ZM15 116H16V115H15ZM123 116H124V115H123ZM123 116H121V118L119 119L120 123H121V120L123 119ZM150 116H151V115H150ZM193 116H195V115H193ZM199 116H200V114H199ZM12 117H13V116H12ZM16 117H17V116H16ZM20 117H23V116H20ZM26 117H27V116H26ZM96 117H97V116H96ZM115 117H116V116H115ZM195 117H196V116H195ZM197 117H198V116H197ZM13 118H14V117H13ZM107 118H108V117H107ZM179 118H181V117H179ZM10 119H11V118H10ZM14 119H15V118H14ZM14 119H13V120H14ZM24 119H25V117L23 118V121H24ZM165 119H166V118H165ZM193 119H194V118H193ZM123 120H124V119H123ZM201 120H202V119H201ZM11 121H12V120H11ZM16 121H17V120H16ZM109 121H110V120H109ZM125 121H126V120H124L123 123H125ZM18 122H19V121H18ZM21 122H22V121H21ZM184 122H185V120H184ZM192 122H194V120H193ZM123 123H122V124H123ZM133 123H134V122H133ZM185 123H186V122H185ZM14 124H15V123H14ZM24 124H25V123H24ZM92 124H93V123H92ZM92 124H91V125H92ZM167 124H168V123H167ZM193 124H194V123H193ZM16 125H17V124H16ZM22 125H23V124H22ZM25 125H26V124H25ZM123 125H124V124H123ZM168 125H169V124H168ZM182 125H184V124H182ZM186 125H187V124H186ZM66 126H67V125H66ZM135 126H136V125H135ZM193 126H194V125H193ZM195 126H196V125H195ZM12 127H13V126H12ZM15 127H16V126H15ZM88 127H89V126H88ZM118 127H120V126H118ZM118 127H116V128H118ZM123 127H125V125H124ZM168 127H169V126H168ZM3 128H4V127H3ZM121 128H122V127H121ZM136 128H137V127H136ZM138 128H139V127H138ZM191 128H192V126H191ZM118 129H119V128H118ZM192 129H193V128H192ZM129 130H130V129H129ZM14 131H16V130H14ZM114 131H115V130H114ZM117 131H119V133H122L123 130H121V132H120V130H117ZM165 132H166V131H165ZM165 132H164V133H165ZM115 133H116V132H115ZM117 133H118V132H117ZM119 133H118V134H119ZM135 133H136V131H135ZM164 133H163V135H164ZM19 134H20V133H19ZM111 134H112V133H111ZM124 134H125V133H124ZM126 134H127V133H126ZM165 134H166V133H165ZM93 135H94V134H93ZM116 135H117V134H116ZM116 135H115V136H116ZM133 135H134V134H133ZM16 136H17V135H16ZM18 136H19V135H18ZM72 136H73V135H72ZM115 136H114V137H115ZM130 136H131V135H130ZM137 136H138V135H137ZM141 136H142V134H141ZM201 136H202V135H201ZM201 136H200V138H202ZM116 137H117V136H116ZM116 137H115V139H116ZM125 137H126V136H125ZM186 137H187V136H186ZM198 137H199V136H198ZM72 138H73V137H72ZM72 138H71V139H72ZM85 138H86V137H85ZM123 138H124V136H121V134H119V136L117 137V140L120 139L119 141H125V140H124L125 138H124V139H123ZM137 138H138V137H137ZM162 138H163V137H162ZM214 138H216V137H214ZM214 138H213V139H214ZM86 139H87V138H86ZM89 139H90V138H89ZM113 139H114V138H113ZM126 139H127V138H126ZM128 139H129V138H128ZM195 139H196V138H195ZM139 140H140V138H139ZM144 140H146V139H144ZM200 140H201V139H200ZM202 140H204V139L202 138ZM202 140H201V141H202ZM19 141H20V140H19ZM86 141H87V140H86ZM141 141H142V140H141ZM197 141H199V140L197 139ZM204 141H205V140H204ZM154 142H155V141H154ZM184 142H185V141H184ZM190 142H191V141H190ZM262 142H263V141H262ZM262 142H261V144H262ZM122 143H123V142H122ZM149 143H150V142H149ZM196 143H197V142H196ZM200 143H201V142H200ZM250 143H251V142H250ZM87 144H88V143H87ZM125 144L127 145V148L124 150L123 153L121 152V153H122V157L124 158V160L131 161V160H136L137 158H139L138 149H140V148H139L138 146L140 145V143H139V142H137V143H136V142H135V143L133 142V143H132V142H131V139H130V140H129L127 143H125ZM152 144H153V143H152ZM198 144H199V143H198ZM201 144H202V143H201ZM238 144H239V143H238ZM238 144H236V145H238ZM247 144H248V143H247ZM258 144H259V143H258ZM13 145H14V144H13ZM83 145H84V144H83ZM111 145H113V144H111ZM122 145H123V144H122ZM141 145H142V144H141ZM164 145H165V144H164ZM169 145H170V144H169ZM169 145H168V146H169ZM190 145H191V144H190ZM236 145H233V146L237 147ZM240 145H241V144H239L238 147H239ZM245 145H246V144H245ZM249 145H250V144H249ZM117 146H118V144H117ZM117 146H116V147H117ZM171 146H172V145H171ZM191 146H192V145H191ZM228 146H229V145H228ZM228 146H227V147H228ZM246 146H247V145H246ZM256 146H257V144H256ZM256 146H255V147H256ZM12 147H13V146H12ZM142 147H143V146H142ZM142 147H141V148H142ZM161 147H162V146H161ZM235 147H234V148H235ZM262 147H263V144H262ZM112 148H113V147H112ZM118 148H119V146H118ZM152 148H156V147H153V145H152ZM152 148H151V149H152ZM167 148H169V147H167ZM175 148H176V146H175ZM201 148H202V147H201ZM205 148H206V147H205ZM3 149H4V148H3ZM8 149H9V147H8ZM8 149H7V150H8ZM12 149H13V148H12ZM143 149H144V147L142 148V150H143ZM159 149H160V147H159ZM196 149L198 150V148H196ZM225 149H226V148H225ZM229 149H230V147L228 148V150H229ZM232 149H233V148H232ZM245 149H251L250 154H249L248 156H249V160H250V162H254V160H255V150L252 149V148H250V147H247V148H245ZM0 150H1V149H0ZM117 150L120 151V149H117ZM144 150H145V149H144ZM161 150H162V149H161ZM226 150H227V149H226ZM11 151H12V150H11ZM15 151H16V150H15ZM15 151H14V152H15ZM122 151H123V150H122ZM153 151H154V150H153ZM155 151H157V150H155ZM155 151H154V152H155ZM170 151H171V150H170ZM170 151H169V153H170ZM181 151H182V150H181ZM201 151H202V150H201ZM212 151H213V150H212ZM261 151H262V148H260V152H261ZM263 151H264V150H263ZM263 151H262V152H263ZM140 152H141V151H140ZM151 152H152V151H151ZM183 152H184V151H183ZM183 152H182V153H183ZM195 152H196V151H195ZM214 152H215V151H214ZM214 152H213V153H214ZM227 152H228V151H227ZM262 152H261V153H262ZM147 153H149V149H147ZM210 153H212V152L210 151ZM234 153H235V152H234ZM244 153H245V152H244ZM248 153H249V152H248ZM0 154H1V153H0ZM7 154H8V152H7ZM9 154H10V153H9ZM9 154H8V155H9ZM13 154H14V153H13ZM116 154H117V153H116ZM155 154H156V153H155ZM170 154H171V153H170ZM201 154H202V153H201ZM263 154H264V152H263ZM263 154H262V156H263ZM11 155H12V154H11ZM118 155H119V153H118ZM157 155H159V154H157ZM214 155H215V154H214ZM226 155H229V154H226ZM14 156H16V155H13V157H14ZM143 156H144V155H142V157H143ZM146 156H147V155H146ZM205 156H206V155H205ZM217 156H218V155H217ZM224 156H225V155H224ZM257 156H258V154H257ZM13 157L10 156V158L14 159ZM17 157H18V156H17ZM112 157H113V156H112ZM160 157H161V154H160ZM162 157H163V156H162ZM175 157H176V156H175ZM175 157H174V158H175ZM201 157H202V155H201ZM213 157H214V156H213ZM238 157H239V156H238ZM0 158H1V157H0ZM4 158H5V157H4ZM4 158H3V159H4ZM44 158H45V157H44ZM47 158H48V157H47ZM119 158H120V157H119ZM123 158H122V160H123ZM165 158H166V157H165ZM202 158H203V157H202ZM202 158H201V159H202ZM208 158H209V157H208ZM236 158H237V157H236ZM243 158H244V157H243ZM262 158H263V157H262ZM1 159H2V158H1ZM15 159H16V158H15ZM139 159H140V158H139ZM147 159H148V158H147ZM154 159H155V158H154ZM162 159H163V158H162ZM206 159H207V158H205V160H206ZM210 159H211V158H210ZM213 159H214V158H213ZM217 159H219V157H218ZM240 159H241V158H240ZM258 159H259V158H258ZM260 159H261V158H260ZM54 160H55V159H54ZM158 160H159V158H158ZM211 160H212V159H211ZM214 160H215V159H214ZM214 160H212V161L214 162ZM233 160H234V159H233ZM237 160H238V159H237ZM261 160H262V159H261ZM13 161H14V160H13ZM19 161H20V160H19ZM19 161H18V164H20ZM21 161H22V160H21ZM38 161H39V160H38ZM38 161H37V163H38ZM40 161H41V160H40ZM40 161H39V163H40ZM45 161H46V160H45ZM49 161H50V160H49ZM49 161H48V163H49ZM73 161H74V160H73ZM119 161H120V160H119ZM146 161H147V160H146ZM160 161H161V160H160ZM221 161H222V160H221ZM221 161H220V162H221ZM23 162H24V161H23ZM65 162H66V161H65ZM65 162H64V163H65ZM102 162H103V161H102ZM120 162H121V161H120ZM125 162H126V161H125ZM135 162H136V161H135ZM138 162H139V161H138ZM157 162H158V161H157ZM217 162H219V161H217ZM258 162H259V160H258ZM1 163H2V162H1ZM15 163H16V162H15ZM34 163H35V162H34ZM41 163H42V162H41ZM53 163H54V162H53ZM55 163H56V162H55ZM57 163H58V162H57ZM67 163H68V162H67ZM127 163H128V162H127ZM160 163H161V162H160ZM163 163H164V162H163ZM163 163H162V164H163ZM210 163H212V162H210ZM210 163H209V164H210ZM221 163H222V162H221ZM221 163H220V164L218 163V164H219V165H222ZM232 163H233V162H232ZM234 163H235V162H234ZM4 164H5V163H4ZM9 164H10V163H9ZM21 164H22V163H21ZM49 164H50V163H49ZM74 164H75V163H74ZM103 164H104V163H103ZM113 164H114V163H113ZM122 164H123V163H122ZM132 164H133V163H132ZM173 164H174V161H173ZM175 164H176V163H175ZM178 164H179V163H178ZM214 164H216V163H214ZM218 164H217L216 166H218ZM241 164H242V163H241ZM256 164H258V163H256ZM30 165H31V164H30ZM32 165H33V164H32ZM32 165H31V166H32ZM35 165H36V164H35ZM35 165H34V167H35ZM38 165H39V164H38ZM40 165H43V164H40ZM108 165H109V164H108ZM144 165H145V164H144ZM165 165H166V164H165ZM206 165H207V164H206ZM254 165H255V164H254ZM254 165H253V167H254V168H253V169H254L253 171H254V172H253V171H252V172H253V174H258V173H255V172H256V171H255L256 169H255V166H254ZM258 165H259V164H258ZM4 166H5V165H4ZM21 166H22V165H21ZM23 166H24V165H23ZM69 166H70V165H69ZM117 166H118V165H117ZM156 166H157V165H156ZM160 166H161V165H160ZM184 166H185V165H184ZM200 166H204V167H205V165H203V162H202V164H201ZM209 166H211V165H209ZM213 166H215V165H212V167H213ZM227 166L230 167L229 164H228ZM11 167H12V166H11ZM24 167H25V166H24ZM27 167H28V166H27ZM27 167H26V169H27ZM38 167H40V166H38ZM43 167H45V166H43ZM72 167H73V166H72ZM72 167H71V168H72ZM134 167H135V165H134ZM141 167H142V166H141ZM162 167H163V166H162ZM175 167L179 168L177 164H176V166H174V169H175ZM204 167H203V168H204ZM231 167H232V166H231ZM239 167H240V165H239ZM259 167H260V166H259ZM20 168H21V167H20ZM35 168H36V167H35ZM61 168H62V167H61ZM128 168H129V167H128ZM148 168H149V167H148ZM151 168H152V167H151ZM151 168H150V169H151ZM156 168H157V167H156ZM177 168H176V169H177ZM209 168H211V167H209ZM215 168H216V167H215ZM233 168H235V167H233ZM247 168H249V167H247ZM17 169H19V168H17ZM24 169H25V168H24ZM66 169H67V168H66ZM74 169H75V168H74ZM118 169H119V167H118ZM130 169H131V168H130ZM152 169H153V168H152ZM180 169H181V168H180ZM185 169H186V168H185ZM207 169H208V168H207ZM211 169H212V168H211ZM213 169H214V168H213ZM217 169H219V168H217ZM220 169H221V166H220ZM259 169H260V168H259ZM4 170H5V169H4ZM6 170H7V169H6ZM6 170H5V171H6ZM20 170H21V169H20ZM71 170H72V169H71ZM116 170H117V169H116ZM122 170H123V169H122ZM126 170H127V168H126ZM126 170H125V171H126ZM132 170H134V169H132ZM147 170H148V169H147ZM208 170H209V169H208ZM5 171H4V172H5ZM26 171H28V170H26ZM33 171H34V170H33ZM47 171H48V170H47ZM64 171H65V170H64ZM73 171H74V170H73ZM73 171H72V172H73ZM153 171H154V170H153ZM173 171H174V170H173ZM176 171H177V170H176ZM183 171H184V169H183ZM204 171H205V170L203 169V170H202V175L205 173ZM219 171H220V170H219ZM230 171H232V170H230ZM233 171H235V169H234ZM236 171H237V170H236ZM236 171H235L234 173H236ZM245 171H246V170H245ZM245 171H244V172H245ZM249 171H250V170H249ZM67 172H68V171H67ZM117 172H118V171H117ZM120 172H121V171H120ZM120 172L118 173L119 175H120ZM127 172H128V171H127ZM134 172H135V171H134ZM156 172H157V170H156ZM180 172H181V170H179V173H180ZM207 172H208L209 175H210V174H211V175H214V174H213L214 170H212V172H210V173H209V171H207ZM207 172H206V174H207ZM215 172H216V170H215ZM221 172H222V169H221ZM221 172L218 174V171H217V173H216L217 176H219V178H220V176L222 177V175H224V174L220 175ZM244 172H243V173H244ZM252 172H251V173H252ZM11 173H13V172H11ZM50 173H51V172H50ZM61 173H63V171H62ZM65 173H66V172H65ZM152 173H153V172H152ZM154 173H155V171H154ZM162 173H163V172H162ZM183 173H184V172H183ZM226 173H227V175H228V169H227ZM41 174H42V173H41ZM52 174H53V173H52ZM132 174H133V172H132ZM137 174H138V173H137ZM142 174H143V173H142ZM236 174H237V173H236ZM246 174H247V173H246ZM37 175H38V174H37ZM45 175H46V171H45ZM48 175H49V174H48ZM67 175H68V173H67ZM125 175H126V173H125ZM125 175H124V176H125ZM174 175H175V173H174ZM237 175H238V174H237ZM247 175H248V174H247ZM247 175H246V176H247ZM259 175H260V174H259ZM62 176H63V175H62ZM62 176H61V177H62ZM134 176H135V175H134ZM136 176H137V175H136ZM153 176H154V175H153ZM166 176H167V174H166L164 177H166ZM168 176H169V175H168ZM168 176H167V177H168ZM183 176H184V175H183ZM244 176H245V175H244ZM249 176H250V175H249ZM255 176H256V175H255ZM6 177H7V178H6V179H7V180H6L7 183H8V184H11V186H12V184H15V183H17V182H20V181L22 182L21 179H19L20 181L18 180L19 177L17 178V177L15 176V174H14V176H11V175L9 176V175H7ZM54 177H55V176H54ZM125 177H126V176H125ZM158 177H159V176H158ZM201 177H204V176H201ZM236 177H237V176H236ZM239 177L241 178L242 176H239ZM256 177H257V176H256ZM23 178H26V177L24 176ZM44 178H45V177H44ZM48 178H49V177H48ZM52 178H53V177H52ZM55 178H56V177H55ZM135 178H136V177H135ZM137 178H138V177H137ZM144 178H145V177H144ZM154 178H155V177H154ZM207 178H208V177H207ZM209 178H211V177H209ZM216 178H217V177H216ZM216 178H215V179H216ZM219 178H217V180H218ZM245 178H246V177H245ZM251 178H253V175H252ZM262 178H263V177H262ZM50 179H51V178H50ZM53 179H54V178H53ZM132 179H133V178H132ZM139 179H140V178H139ZM142 179H143V178H142ZM146 179H147V178H146ZM151 179H152V178H151ZM151 179H150V180H151ZM194 179L197 180V178H194ZM198 179L200 180V178H198ZM204 179H205V178H204ZM211 179H212V178H211ZM222 179H223V178H221L220 183H222V182H221ZM241 179H242V178H241ZM45 180H46V179H45ZM51 180H52V179H51ZM137 180H138V179H137ZM140 180H141V179H140ZM140 180H139V181H140ZM143 180H144V179H143ZM147 180H148V179H147ZM170 180H171V179H170ZM175 180H176V179L174 178V180L170 181V182H171V185L168 187V189H169V193H168V194H169V196L171 197V198H170V197H169V198L172 200V203H173V201H176V203H177L176 205H177L178 207H180V209H181L182 207L185 206V203H187V200H186V199H193V188H190V189H189L188 187H187V189L185 188V189H186V190H185V196L188 197V198L185 199V200H186V202H185V200L183 199L184 197H182V195L180 194V192H182V188H183V186H184L183 179H179L178 181H177V180L175 181ZM245 180L248 181L247 179H245ZM252 180H253V179H252ZM43 181H44V180H43ZM153 181H154V180H153ZM218 181H219V180H218ZM232 181H233V180H232ZM242 181H243V179H242ZM258 181H261L260 178H259ZM24 182H25V181H24ZM51 182H52V181H51ZM134 182H135V181H134ZM141 182H142V181H141ZM143 182H145V181H143ZM151 182H152V180H151ZM172 182H174V183L172 184ZM175 182H176V183H175ZM244 182H245V181H244ZM254 182H255V184H256V180H254ZM254 182H252L251 184H254ZM22 183H23V182H22ZM43 183H44V182H43ZM53 183H54V182H53ZM55 183H56V181H55ZM125 183H126V182H125ZM154 183H155V182H154ZM195 183H196V182H195ZM195 183H194V184H195ZM224 183H225V181H224ZM248 183H249V182H248ZM257 183H258V182H257ZM259 183H260V182H259ZM261 183H263V184H261L262 186H260V187L262 188V187H264V186H263V185H264V182H261ZM36 184H37V182H36ZM36 184H35V185H36ZM39 184H40V183H39ZM127 184H128V183H127ZM137 184H138V183H137ZM137 184H136V185H137ZM190 184L193 185V183H189L188 185H190ZM228 184H229V183H228ZM244 184H245V183H244ZM40 185H41V184H40ZM142 185H143V184H142ZM145 185H146V183H144V188H145ZM147 185L149 186L148 183H147ZM209 185H210V184H209ZM213 185H214V184H213ZM216 185H218V184H216ZM216 185H214V186H216ZM220 185H221V184H220ZM222 185H223V183H222ZM225 185H226V184H225ZM225 185H224V186H225ZM229 185H230V184H229ZM259 185H260V184H259ZM117 186H118V185H117ZM117 186H115V187H117ZM125 186H126V185H125ZM131 186H132V185H131ZM138 186H139V184H138ZM138 186H137V187H138ZM193 186H194V185H193ZM245 186H246V185H244L243 187H245ZM253 186L255 187L256 185H253ZM257 186H258V184H257ZM25 187H26V186H25ZM36 187H37V186H36ZM63 187H65V186H63ZM127 187H128V185H127ZM210 187H212V186H210ZM228 187H229V186H228ZM231 187H232V186H231ZM238 187H239V186H238ZM238 187H236V188H238ZM240 187H241V186H240ZM260 187H259V188H260ZM23 188H24V186H23ZM124 188H125V187H124ZM144 188H143V189H144ZM218 188H219V187H218ZM220 188H221V186H220ZM27 189H28V188H27ZM27 189H22V190H27ZM37 189H38V188H37ZM114 189H115V188H114ZM116 189H117V191H118L120 188L118 189V187H117ZM131 189H132V188H131ZM143 189H142V190H143ZM162 189H163V188H162ZM209 189H210V188H209ZM230 189H231V188H230ZM242 189H243V188H242ZM245 189H246V188H245ZM252 189H253V188H251L250 190L252 191ZM30 190H31V189H30ZM38 190H39V189H38ZM38 190H37V191H38ZM43 190H44V189H43ZM45 190H46V189H45ZM57 190H58V189H57ZM68 190H69V189H68ZM126 190H127V188H126ZM129 190H130V187H129ZM139 190H140V189H139ZM139 190H138V191H139ZM155 190H156V189H155ZM183 190H184V189H183ZM212 190H213V189H212ZM238 190H239V189H238ZM260 190H264V189H260ZM16 191H17V190H16ZM33 191H34V190H33ZM130 191H131V190H130ZM130 191H129V192H130ZM163 191H164V190H163ZM167 191H168V190H167ZM247 191H248V190H247ZM253 191L255 192V191H258V190H254V189H253ZM253 191H252L251 193H254ZM2 192H3V191H2ZM31 192H32V191H30V193H31ZM43 192H44V191H43ZM71 192H72V191H71ZM134 192H135V191H134ZM164 192H166V191H164ZM260 192L262 193V191H260ZM23 193H24V192H23ZM41 193H42V188H41ZM156 193H157V191H156ZM235 193H240V192H235ZM248 193H249V192H248ZM256 193H257V192H256ZM258 193H259V192H258ZM261 193H260V194H261ZM12 194H13V193H12ZM16 194H17V193H16ZM43 194H44V193H43ZM43 194H42V195H43ZM119 194H120V193H119ZM126 194H128V190H127V192H125V195H126ZM129 194H130V193H129ZM182 194H183V193H182ZM201 194H202V193H201ZM246 194H247V193H246ZM30 195H31V194H30ZM30 195H29V196H30ZM135 195H136V194L134 193V196H135ZM139 195H140V194H139ZM164 195H165V194H164ZM229 195H230V194H229ZM257 195H258V194H257ZM261 195L263 196V194H261ZM122 196H123V194H122ZM128 196H129V195H128ZM128 196L126 195V196H124V198H125V197H128ZM151 196H152V195H151ZM154 196H155V195H154ZM218 196H219V195H218ZM235 196H236V197H235ZM235 196H234V197H235L236 199L233 197L234 200H236L237 204L239 203L238 206H237L238 208L236 207V208H237V211H236V212H237L238 214H241V216H242V213H239V212L241 211V209L239 210V208H240L241 206H239V205H240V201H238V200H241L242 198H241V199H240V197L237 198V194H236ZM238 196H239V194H238ZM249 196H250V195H249ZM254 196H256V195H254ZM258 196H259V195H258ZM31 197H33V196H31ZM135 197H136V196H135ZM135 197H134V198H135ZM198 197H200V196H198ZM214 197H217V196L215 195ZM242 197L244 198L243 194H242ZM251 197H252V194H251ZM35 198H36V197H35ZM41 198H42V197H41ZM128 198H130V197H128ZM145 198H146V197H145ZM145 198H144V199H145ZM148 198H149V197H148ZM148 198H147V199H148ZM167 198H168V197H167ZM169 198H168V199H169ZM217 198H218V197H217ZM252 198H254V197H252ZM256 198H257V197L254 198V199H255V203H256ZM258 198H260L261 200L258 199ZM258 198H257V201H259V200L262 201V198H261V197H258ZM17 199H18V198H17ZM116 199H118V198H116ZM150 199H151V198H150ZM150 199H149V200H150ZM170 199H169V200H170ZM196 199H197V197H196ZM198 199H199V198H198ZM204 199L207 200L206 198H204ZM208 199H209V198H208ZM213 199H214V198H213ZM218 199L221 200L220 198H218ZM112 200H113V199H112ZM120 200H121V199H120ZM122 200H124V199L122 198ZM122 200H121V201H122ZM131 200H133V199L130 198L129 202H131ZM149 200H148V201H149ZM156 200H157V199H156ZM161 200H162V198H161ZM118 201H119V200H118ZM118 201H117V202H118ZM124 201H125V200H124ZM124 201H123V203H124ZM127 201H128V200H127ZM158 201H159V200H158ZM192 201H193V200H192ZM197 201H198V200H197ZM199 201H200V200H199ZM199 201H198V202H199ZM248 201L250 202V197H249V200H248ZM260 201H259V203H260ZM66 202H67V201H66ZM114 202H115V201H114ZM150 202H151V201H150ZM160 202H161V201H159V203H160ZM170 202H171V201H170ZM204 202H205V201L202 202V205H203ZM210 202H214V201H212V199H211ZM230 202H231V201H230ZM236 202H235V203H236ZM262 202H263V203H262ZM262 202H261L262 204H260V205H262V208H264V207H263L264 201H262ZM28 203H29V202H28ZM44 203H45V202H44ZM120 203H121V202H120ZM125 203H126V202H125ZM166 203H167V202H166ZM200 203H201V202H200ZM205 203H206V202H205ZM205 203H204V204H205ZM208 203H209V201H208ZM208 203H207V205H208ZM227 203H229V202H227ZM259 203L257 202L255 205H257L256 207L261 208V207L258 206ZM0 204H1V203H0ZM4 204H5V202H4ZM8 204H9V203H8ZM126 204H127V203H126ZM146 204H147V203H146ZM149 204H150V203H149ZM217 204H218V202L216 201V205H217ZM232 204H233V203H232ZM19 205H20V204H19ZM159 205H160V204H159ZM189 205H190V204H189ZM194 205H195V204H194ZM211 205H212V204H211ZM211 205H208V207H209V206L212 207ZM213 205H214V204H213ZM218 205H219V204H218ZM226 205H227V204H226ZM24 206H27V205L25 204ZM30 206H31V205H30ZM157 206H158V205H157ZM196 206H197V205H196ZM204 206H205V205L200 206V207H201V210L205 209ZM233 206H235V205L233 204ZM1 207H2V204H1ZM45 207H46V206H45ZM118 207H119V206H118ZM217 207H219V206H217ZM227 207H228V209H229V205H227ZM252 207H253V206H252ZM21 208H22V206H21ZM52 208H53V207H52ZM122 208H123V205H122ZM193 208H194V207H193ZM202 208H203V209H202ZM236 208H235V210H236ZM10 209H11V208H10ZM26 209H28V208H26ZM43 209H44V208H43ZM43 209H41V210H43ZM117 209H118V208H117ZM126 209H127V208H126ZM157 209L159 210V207H158ZM195 209H196V208H195ZM209 209H210V208H209ZM209 209L206 208L207 211H210ZM211 209H215V207H213V208H211ZM216 209H218V208H216ZM221 209H222V206H221ZM221 209H220V211H221ZM224 209L227 210L226 206H225ZM231 209L234 210L233 208H231ZM250 209H251V207H250ZM250 209H249V210H250ZM256 209H257V208H256ZM46 210H47V209H46ZM50 210H52V209H50ZM56 210H57V209H56ZM122 210H124V209H122ZM129 210H130V209H129ZM166 210H167V208H166ZM232 210H229V212H232ZM238 210H239V211H238ZM258 210H260V209H258ZM263 210H264V209H263ZM263 210H261V211H263ZM53 211H54V210H53ZM125 211H126V210H125ZM127 211H128V210H127ZM183 211H184V209H183ZM198 211L200 212V210H198ZM212 211H214V210H212ZM12 212H13V215H14V211H12ZM12 212H11V213H12ZM199 212H198V213H199ZM210 212H211V211H210ZM210 212H209V213H210ZM214 212H215V211H214ZM214 212H213V213H214ZM224 212H225V211H224ZM236 212H235V213H236ZM263 212H264V211H263ZM4 213H6V212H4ZM55 213H56V212H55ZM157 213H158V212H157ZM163 213H164V212H163ZM163 213H162V214H163ZM165 213H167V212H165ZM177 213H179V214H180L179 216L181 217V222L179 223V224H181V226H182L183 223H186V224H189L188 227L186 226V227H187V230H189V228H191L190 230H191V232H192V228H193V229H198V230H196V232L199 231V232H197V233H201V231H202V232H204V234H205V231H203V230H204V227H203V226L206 225L207 222L209 223V222L211 221V219H207V218L205 217V218H206L205 221H207V222H205V221H204V218H203L204 216L202 215V217H201V219H200L201 222L204 221V222H203L204 225H202L203 223L201 224V222H199V220L192 218V216L194 215V213H193V215H191V213L189 214V215H191V216H190L191 220H189V221L187 220V218H186L184 212H182L181 210H180V211L178 210ZM198 213H197V214H198ZM204 213H205V211H204ZM213 213H212V212L210 213V214L212 215V216H211L212 219H213V216H214ZM225 213H226V212H225ZM43 214H44V213H43ZM187 214H188V213H187ZM210 214H209V216H208L207 213H206V216H208V217L210 218ZM221 214H224V213H221ZM256 214H259V211H258V213H256ZM260 214H261V213H260ZM262 214H264V213H262ZM50 215H51V213H50ZM124 215H125V214H124ZM204 215H205V214H204ZM42 216H43V215H42ZM46 216H47V215H46ZM57 216H58V215H57ZM167 216H168V215H167ZM200 216H201V215H200ZM222 216H223V215H222ZM248 216H251V215L249 214ZM262 216H264V215H262ZM10 217H11V216H10ZM216 217H217V216H216ZM223 217H224V216H223ZM229 217H230V216H229ZM233 217H234V215H233ZM237 217H238V215H237V216L235 215L234 218H237ZM7 218H8V217H7ZM13 218H14V217H13ZM13 218H12V219H13ZM45 218H46V217H45ZM178 218H179V217H178ZM202 218H203V219H202ZM218 218H219V217H218ZM226 218H227V217H226ZM240 218H241V217H240V215H239V217H238L239 221L242 220V218H241V219H240ZM248 218H249V217H248ZM260 218H263V217H260ZM175 219H176V218H175ZM229 219H230V218H229ZM250 219H251V217H250ZM2 220H3V219H2ZM13 220H15V218H14ZM164 220H166V218H164ZM209 220H210V221H209ZM218 220H219V219H217V218L215 219V221L217 222V224H216L217 227H216V225H215V227H214V226H211V224L214 225V223H216V222H212V223L210 222V223H209L210 226H211V228H213L212 233H214V228H215V232H216V231H217V232L219 231L218 228H219L221 225L219 224ZM223 220H224V219H223ZM223 220H221V221H223ZM225 220H226V219H225ZM233 220H236V219H233ZM253 220H254V219H253ZM259 220H260V219H259ZM261 220H262V219H261ZM261 220H260V221H261ZM212 221H214V219H213ZM237 221H238V220H237ZM239 221H238V222H239ZM256 221L258 222V224L256 223ZM256 221L254 220L253 225L251 226L252 228H253V226L257 228V230H254V232L260 230L259 228H260V227L263 228V226H264V223H263L264 220L261 221L263 224H261L260 221H258V218H257ZM11 222H12V220H11ZM11 222H10V223H11ZM14 222H15V221H14ZM18 222H19V221H18ZM166 222H167V221H166ZM226 222H227V221H226ZM233 222H234V221H233ZM233 222H232V223H233ZM243 222H244V221H242V223H243ZM8 223H9V222H8ZM167 223H168V222H167ZM220 223H222V222H220ZM230 223H231V221L229 222V224H230ZM242 223H241V224H242ZM251 223H252V221H251ZM32 224H36V223L34 222V223H32ZM44 224H45V223H44ZM198 224H200V226L203 227V230H201V227L197 226ZM209 224H207V226H208ZM218 224H219V226H218ZM243 224H245V222H244ZM7 225H8V224H7ZM10 225H11V224H10ZM40 225H41V224H40ZM223 225H224V224H223ZM225 225H228V224H225ZM235 225H236V224H235ZM245 225H246V224H245ZM255 225H256V226H255ZM257 225H259V228L257 227ZM260 225H263V226H260ZM5 226H6V225H5ZM165 226H166V225H165ZM196 226H197V227H196ZM207 226H205V228H206ZM243 226H244V225H243ZM6 227H7V226H6ZM39 227H40V226H39ZM52 227H53V226H52ZM58 227H59V226H58ZM198 227H199V228H198ZM37 228H38V227H37ZM41 228H42V227H41ZM207 228H208V227H207ZM223 228H224V227H223ZM252 228H250V229H252ZM262 228H261V229H262ZM22 229H23V228H22ZM31 229H32V228H31ZM53 229H55V228L53 227ZM59 229H60V228H59ZM160 229H161V228H160ZM164 229H165V228H164ZM164 229H163V231H165ZM166 229H167V228H166ZM208 229H210V227H209ZM217 229H218V230H217ZM250 229H249V231H250ZM263 229H264V228H263ZM9 230H11V229H9ZM158 230H159V229H158ZM190 230H189V231H190ZM220 230H222V229H220ZM44 231H45V230H44ZM163 231H162V233H163ZM41 232H42V231H41ZM41 232H40V233H41ZM158 232H159V231H158ZM165 232H166V231H165ZM191 232H190V233H191ZM193 232H194V230H193ZM196 232H195V234L197 235ZM209 232H210V231H209ZM217 232H216V235H217ZM220 232H221V231H220ZM38 233H39V232H38ZM249 233H250V232H249ZM259 233H260V232H257V234H258L259 236L262 235V234H259ZM262 233H263V232H262ZM24 234H25V233H24ZM55 234L57 235V233H55ZM159 234H160V233H159ZM168 234H169V233H168ZM204 234L201 233V234H199V235H197V236L195 235V236L198 237V236L203 235V236H202L203 239H206V237H205ZM9 235H10V234H9ZM53 235H54V234H53ZM161 235H163V234H160V236H161ZM185 235H186V234H185ZM190 235H193V234H190ZM207 235H208V234H207ZM209 235H210V234H209ZM240 235H241V234H240ZM240 235H239V236H240ZM242 235H244V234L242 233ZM248 235H249V234H248ZM263 235H264V233H263ZM263 235H262V236H263ZM11 236H12V235H11ZM35 236H36V235H35ZM195 236H194V235L192 236V238L194 237V240H195ZM212 236L214 237V236H215V233H214ZM48 237H49V236H48ZM52 237H53V236H52ZM57 237L59 238V236H57ZM132 237H133V236H132ZM158 237H159V235H158ZM186 237H189L191 241L193 240V239L191 238V236H187V235H186ZM204 237H205V238H204ZM215 237H216V236H215ZM249 237H250V236H249ZM256 237H258V236H256ZM263 237H264V236H263ZM2 238H3V237H2ZM39 238H40V237H39ZM93 238H94V237H93ZM130 238H131V237H130ZM184 238H185V236H184ZM199 238H200V237H199ZM241 238H242V237H241ZM258 238H259V237H258ZM52 239H53V238H52ZM158 239H159V238H158ZM239 239H240V238H239ZM246 239H247V237H246ZM259 239H260V238H259ZM261 239H262V238H261ZM39 240H40V239H38V241H39ZM46 240H47V239H46ZM159 240H160V239H159ZM183 240H184V239H183ZM183 240H182V241H183ZM194 240H193V242H194ZM199 240L201 241L202 238H200ZM210 240H211V237H210ZM213 240H214V239H213ZM216 240H217V239H216ZM252 240H253V238H252ZM255 240L258 241L257 239H254L253 241H255ZM0 241H1V240H0ZM3 241H4V240H3ZM3 241H1V242H3ZM182 241H180L181 244H182ZM184 241H185V240H184ZM184 241H183V243H185ZM195 241H197V240H195ZM205 241L207 242V240H205ZM217 241H218V240H217ZM237 241H238V240H237ZM241 241H242V240H241ZM247 241H248V240H247ZM263 241H264V240H263ZM50 242H51V241H50ZM66 242H67V240H66ZM243 242H245V241H243ZM248 242H251V241L249 240ZM40 243H41V242H40ZM64 243H65V242H64ZM127 243H128V242H127ZM132 243H133V242H132ZM143 243H144V242H143ZM155 243L157 244L158 241L155 242ZM197 243H198V241H197ZM25 244H26V243H25ZM37 244H38V243H37ZM128 244H129V243H128ZM158 244H159V243H158ZM194 244L196 245V243H195V242L193 243V245H192L193 247H194ZM212 244H213V243H211V241H210V245H212ZM223 244H224V243H223ZM13 245H14V244H13ZM50 245H51V244H50ZM123 245H125V244H123ZM130 245H132L131 242H130ZM135 245H136V244H135ZM185 245H186V244H185ZM215 245H216V244H215ZM221 245H222V244H221ZM252 245H253V243H252ZM22 246H23V245H22ZM25 246H26V245H25ZM43 246H44V245H43ZM149 246H150V245H149ZM168 246H169V245H168ZM196 246H197V245H196ZM196 246H195V247H196ZM204 246H205V245H204ZM207 246H208V248H209V247H210V248H214V247H215L214 245H212V246L207 245ZM213 246H214V247H213ZM227 246H228V245H227ZM250 246H251V245H250ZM250 246H249V247L247 246V248H249V250H251V249H250ZM256 246H257V247H256ZM256 246H253V250L256 251V253H254V254L256 255V259H257V257H259V255L257 256V254H258V253H257V250H258V249H256V248H258V247L260 246V244H258V245H256ZM37 247H38V245H37ZM117 247H118V246H117ZM147 247H148V246H147ZM155 247H157V246L155 245ZM244 247H245V245L243 246L242 250H243V249H244V250L246 249V248H244ZM47 248H48V247H47ZM57 248H58V247H57ZM124 248H125V246H124ZM124 248H123V249H124ZM168 248H169V247H168ZM186 248H187V247H186ZM215 248H216V247H215ZM220 248H223V247L221 246ZM228 248H229V246H228ZM238 248H239V247H238ZM240 248H241V247H240ZM240 248H239V249H240ZM251 248H252V246H251ZM254 248H255V249H254ZM16 249H17V247H16ZM22 249H23V248H22ZM113 249H114V248H113ZM123 249H122V250H123ZM195 249H196V248H195ZM12 250H13V249H12ZM17 250H18V249H17ZM60 250H61V249H60ZM122 250H121V251H122ZM198 250H200L199 245H198L197 251H198ZM208 250L211 251L212 249H208ZM214 250H215V249H214ZM218 250H219V252H220L221 249H218ZM222 250H224V248H223ZM222 250H221V251H222ZM229 250H230V249H229ZM242 250H241V252H242ZM247 250H248V249H247ZM48 251H49V250H48ZM137 251H138V250H137ZM140 251H141V248H140ZM179 251H180V250H179ZM194 251H195V250H194ZM194 251H193V252H194ZM197 251H196V252H197ZM209 251H208L207 253H209ZM2 252H3V251H2ZM53 252H54V251H53ZM177 252H178V251H177ZM193 252H192V253H193ZM196 252H194V253H196ZM237 252H238V251H237ZM237 252H236V253H237ZM251 252H254V251L251 250ZM258 252H259V251H258ZM260 252H261V251H260ZM16 253H18V251H17ZM56 253H57V251H56ZM61 253H62V254H61ZM61 253H60V254L62 255V257H59L60 254H58V255H59V256H58L59 258H63V256H64V255H63L64 252L62 251ZM122 253H123V251H122ZM122 253H121V254H122ZM136 253H137V252H136ZM200 253H201V252H200ZM205 253H206V251H205ZM222 253H226V254H227L228 252H223V251H222ZM222 253H221V254H222ZM246 253L248 254V252H246ZM37 254H40V253L37 252ZM105 254H106V253H105ZM198 254H199V253H198ZM202 254H203V253H202ZM243 254H244V252H243ZM243 254H241V255H243ZM262 254L264 255L263 252H262ZM262 254H261V257H262ZM48 255H49V254H48ZM56 255H57V254H56ZM192 255H193V254H192ZM195 255H196V254H195ZM203 255H204V254H203ZM203 255H202V256H203ZM241 255H240V252H239V256H241ZM19 256H20V254H19ZM25 256H26V255H25ZM112 256H113V254H112ZM205 256H206V258H205ZM205 256H203V258L207 259V258H208V257H207L208 255L206 254ZM212 256H213V255H212ZM219 256H220V255H219ZM236 256H238V255H236ZM239 256H238V257H239ZM11 257L13 258V256H11ZM22 257H23V256H22ZM58 257H57V259H58ZM193 257H194V256H193ZM193 257H192V258H193ZM196 257L198 258V255H197ZM209 257H211V255H210ZM224 257H225V256H224ZM226 257H228V256H226ZM244 257H247L246 254H245ZM261 257H260V259H262ZM54 258H55V256H54ZM235 258H236V257H235ZM22 259H23V258H22ZM46 259H47V257H46ZM111 259H112V257H111ZM179 259H180V257H179ZM195 259H196V258H194V260H195ZM208 259H209V258H208ZM208 259H207V260H208ZM213 259H215V262H217V259H218V258H217V256H216V257L214 256ZM59 260H60V259H59ZM65 260H66V259H65ZM125 260H126V259H125ZM128 260H129V259H128ZM128 260H127V261H128ZM235 260H236V259H235ZM235 260H233V261H235ZM244 260H245V258H244ZM258 260H259V259H258ZM262 260H263V259H262ZM61 261H62V260H61ZM98 261H99V260H98ZM129 261H130V260H129ZM198 261H200V257H199ZM237 261H238V259H237ZM255 261H256V260H255ZM255 261H254V263H255ZM263 261H264V260H263ZM12 262H13V261H12ZM56 262H57V260H56V258H55V263H54V264H56ZM64 262H67V261H63V263L61 262V264H65ZM189 262H190V261H189ZM200 262H201V261H200ZM204 262H205V261H204ZM204 262H203V263H204ZM238 262H239V261H238ZM248 262H249V261H248ZM251 262H252V261H251ZM256 262H257V261H256ZM8 263H9V262H8ZM58 263H59V262H58ZM106 263H108V260H107ZM118 263H119V262H118ZM193 263H194V262H193ZM195 263H196V262H195ZM233 263H234V262H233ZM243 263L245 264L246 262H243ZM243 263H242V264H243ZM249 263H250V262H249ZM67 264H68V263H67ZM97 264H98V263H97ZM187 264H189V263H187ZM191 264H192V263H191ZM205 264H206V262H205ZM213 264H214V263H213ZM226 264H227V263H226ZM236 264H237V263H236ZM251 264H252V263H251Z\"/></svg>",
	"mask_w": 264,
	"mask_h": 264
}]
</instances>
